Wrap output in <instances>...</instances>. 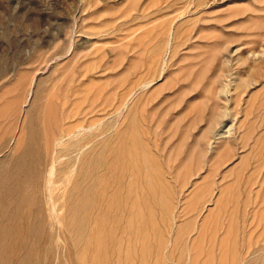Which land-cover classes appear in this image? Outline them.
Wrapping results in <instances>:
<instances>
[{
    "label": "rangeland",
    "instance_id": "374dc122",
    "mask_svg": "<svg viewBox=\"0 0 264 264\" xmlns=\"http://www.w3.org/2000/svg\"><path fill=\"white\" fill-rule=\"evenodd\" d=\"M0 73V264H264V0H0Z\"/></svg>",
    "mask_w": 264,
    "mask_h": 264
},
{
    "label": "bare ground",
    "instance_id": "6f19581e",
    "mask_svg": "<svg viewBox=\"0 0 264 264\" xmlns=\"http://www.w3.org/2000/svg\"><path fill=\"white\" fill-rule=\"evenodd\" d=\"M143 86V85H142ZM142 86H141V88H142ZM144 87H146V85H144ZM143 87V88H144ZM128 103V101L126 102V104ZM32 106V105H31ZM126 106V105H125ZM33 107V106H32ZM92 107L89 109V111L86 113V116H88V114H90V113H92ZM33 112V111H32ZM29 113V112H28ZM78 113H79V111H78ZM29 117V116H28ZM30 118V117H29ZM27 119V118H26ZM27 121V120H26ZM34 124V123H33ZM24 126V125H23ZM94 126V125H93ZM96 126H98V125H95V128L94 129H96V131L98 130L97 129V127ZM103 126V125H102ZM108 126V125H107ZM31 127H33V126H31ZM57 127V126H56ZM81 127V126H80ZM80 127H79V129H80ZM86 127V126H85ZM101 127V126H100ZM109 127H110V125H109ZM89 129H92L91 128V126L90 127H88ZM82 129V128H81ZM93 129V130H94ZM111 129H113V128H111ZM37 130V129H36ZM84 130H87V129H84ZM34 131V130H33ZM56 131V130H55ZM54 131V132H55ZM29 132V131H28ZM74 132V131H73ZM91 133H93L92 132V130L90 131ZM109 132V131H108ZM37 133V132H36ZM89 133V132H88ZM88 133L86 132L85 134H87L88 135ZM43 134H44V132H43ZM56 134V133H55ZM84 135L83 134V132H81V130H79L78 132H77V134L76 133H72V134H70L69 135V137L70 138H72V137H77L78 135L80 136V135ZM100 134V133H99ZM119 134V133H118ZM98 135V134H97ZM27 136H29V135H27ZM45 136V135H44ZM48 136V135H47ZM94 136V135H93ZM105 136V135H104ZM103 136V137H104ZM115 136V135H114ZM224 136V135H223ZM88 137V136H87ZM92 137V136H91ZM90 137V138H91ZM102 137V138H103ZM29 138V137H28ZM50 138V137H49ZM85 138V137H84ZM83 138V139H84ZM101 138V137H100ZM118 138H120V137H118ZM63 139V138H62ZM67 139H68V136H67ZM24 140V139H23ZM85 140V139H84ZM84 140H81V141H84ZM22 140H20V142H21ZM25 141V140H24ZM23 141V142H24ZM64 141H65V139H64ZM75 142H76V140H74ZM87 141V140H86ZM92 141V140H91ZM94 141H95V139H94ZM57 142V141H56ZM56 142H54V143H56ZM60 142V140L58 141V143ZM66 142V141H65ZM65 142H63V143H65ZM35 143V142H34ZM34 143H33V145L31 144H28L27 145V151L29 152V151H31L32 153H35V151L33 150V147H34ZM67 143V142H66ZM96 143V142H95ZM102 143V142H101ZM40 144V143H39ZM60 144V143H59ZM80 144V143H79ZM94 144V143H93ZM25 145V144H24ZM36 145V144H35ZM61 145V144H60ZM100 145V144H99ZM33 146V147H32ZM48 146V145H47ZM54 146V145H53ZM49 147V146H48ZM83 147H84V145H79L78 147L76 146V149H75V151H81L82 149H83ZM89 147V146H88ZM107 147V146H106ZM35 148V147H34ZM47 148V147H46ZM67 148V147H66ZM126 148V147H125ZM37 149H39V148H37ZM43 149H44V147H43ZM50 149V148H49ZM52 149H53V147H52ZM56 149V148H55ZM74 149V148H73ZM86 149V148H85ZM85 149H84V151H85ZM88 149V148H87ZM115 149V148H114ZM67 150V149H66ZM65 150V151H66ZM99 150V149H98ZM57 151V150H56ZM56 151H54V154L52 155V157H53V159H52V161H51V163L50 164H48V166L47 167H45V169H44V175L47 177V180H48V178L50 177V175H52L53 176V172H55L54 170H55V164H56V156H55V152ZM109 151V150H108ZM118 151V150H117ZM46 152L48 153L49 151L48 150H46ZM67 152V151H66ZM116 152V151H115ZM106 153V152H105ZM117 153V152H116ZM121 153V152H120ZM44 154H45V152H44ZM76 154H78V153H76ZM122 154V153H121ZM57 155V154H56ZM73 155V154H72ZM84 155V154H83ZM88 155H89V153H88ZM123 155V154H122ZM40 156H42L41 155V153H39L38 154V156L36 157L37 158V162H36V165H38L39 166V164H41V162L42 161H40L41 160V157ZM78 156V155H77ZM76 156V157H77ZM102 156V155H101ZM119 156V155H118ZM71 157H74V159H75V156L73 155V156H71ZM85 157V156H84ZM94 157V156H93ZM92 157V159H94ZM96 157V156H95ZM67 158V157H66ZM81 158H82V155H81ZM105 158V157H104ZM109 158V157H108ZM73 158H72V160H74ZM11 160V159H10ZM95 160V159H94ZM146 160H148L147 158H146ZM12 161V160H11ZM48 161V160H47ZM71 161V160H70ZM77 161V160H76ZM76 161H73V162H76ZM131 162V161H130ZM3 163V162H2ZM29 164H30V162H29ZM29 164L27 163V162H25V163H23V161H22V163L20 164V171H21V169H25L26 167H28L29 166ZM73 164H75L76 165V163H73ZM11 165V164H10ZM42 165V164H41ZM92 166V165H91ZM4 167V166H3ZM44 167V166H43ZM10 168V167H9ZM8 168V170H10ZM13 168V167H12ZM66 168V167H65ZM111 168H113V167H111ZM110 168V169H111ZM33 170V169H32ZM63 170V169H62ZM65 170V169H64ZM84 170V169H83ZM13 170H11V172H12ZM111 171V170H110ZM114 171V170H113ZM13 172H15V171H13ZM19 172V171H18ZM26 172V171H25ZM37 172V171H36ZM35 172V174L34 175H32V178L33 179H37L38 178V175H40V174H42V173H36ZM40 172V171H39ZM61 172V171H60ZM96 172H98V171H96ZM26 173H29V172H26ZM23 174V173H22ZM59 174V173H58ZM61 174V173H60ZM55 175V174H54ZM67 175V174H66ZM70 175H72V174H69V176ZM20 176H22V175H20ZM25 176V175H24ZM63 176H65V175H63ZM8 177V176H7ZM28 177V176H27ZM37 177V178H36ZM54 177V176H53ZM53 177H51V178H53ZM161 177V176H160ZM40 178V177H39ZM43 178V177H42ZM112 178V177H111ZM20 180H21V178H19ZM101 179V178H100ZM119 179V178H118ZM258 179V178H257ZM82 180V179H81ZM86 180V178L83 180V181H85ZM39 181V180H38ZM37 181V182H38ZM42 181V180H41ZM127 181V180H126ZM22 182V181H21ZM36 182V183H37ZM40 182V181H39ZM39 182L37 183L38 185H39ZM50 182H51V180H50ZM41 183V182H40ZM45 183V182H44ZM47 183H49V182H46V184ZM62 183H63V181H62ZM87 183V182H86ZM100 183V182H99ZM32 184V183H31ZM36 184V185H37ZM63 184H65V181H64V183ZM83 184H85L84 182H83ZM162 184H164V186L166 187V183H162ZM51 185V184H50ZM50 185H49V189H50ZM42 186V185H41ZM85 186V185H84ZM92 186V185H91ZM162 186V185H161ZM43 187V186H42ZM101 187V186H100ZM138 187H140V186H138ZM112 188H114V187H112ZM144 188V187H143ZM30 189H31V186H30ZM35 189V188H34ZM39 189H40V187H39ZM49 189H48V193L47 192H45L46 194H47V197H49L48 196V194L50 195V191H49ZM73 189V188H72ZM164 189V188H163ZM47 190V189H46ZM62 190V189H61ZM36 191H39V190H36ZM112 191H113V189H112ZM164 191V190H163ZM43 192V194H44V191H42ZM114 192V191H113ZM2 193V192H1ZM0 193V194H1ZM52 193V192H51ZM126 193V192H125ZM139 193V192H138ZM147 193V192H146ZM145 193V194H146ZM8 194V193H7ZM45 194V195H46ZM91 194H92V192H91ZM119 194H120V192H119ZM144 194V195H145ZM4 195H5V193H4ZM13 195V194H12ZM12 195H11V198H14V196L12 197ZM57 195V194H56ZM55 194H54V196H56ZM60 195H61V193H60ZM126 195H127V193H126ZM6 196V195H5ZM149 196V195H148ZM8 197H9V195H8ZM22 197H23V195H22ZM21 197V198H22ZM51 197V196H50ZM87 197V196H86ZM136 197V196H135ZM6 198H7V196H6ZM11 198H10V200H11ZM20 198V199H21ZM18 199V198H17ZM4 200V199H3ZM7 200V199H6ZM9 200V199H8ZM77 200V199H76ZM161 200V199H160ZM27 202H30L31 204H34V205H38L39 204V200L36 198V197H31L30 199H28L27 200ZM45 202V201H44ZM4 203V202H3ZM51 203V202H50ZM97 203V202H96ZM1 204V203H0ZM42 204V203H41ZM47 204V203H46ZM130 204V203H129ZM159 204V203H158ZM51 205H53L54 206V204L52 203ZM52 206V208L54 209V211L52 210L51 212H53V214L56 216V215H58V213H59V211L61 210V208H62V206H64V202H62L61 203V205L58 207V208H54ZM114 206V205H113ZM116 206V205H115ZM173 206V205H172ZM47 207V206H46ZM49 207V206H48ZM57 207V206H56ZM156 207V206H155ZM78 208V207H77ZM115 208H117V206L115 207ZM157 208V207H156ZM15 209V208H14ZM48 209V208H47ZM95 209V208H94ZM49 210V209H48ZM73 210V209H72ZM20 211V210H19ZM46 211V210H45ZM51 212H48L47 211V213H51ZM62 212V211H61ZM105 213H106V211H104ZM121 212V211H120ZM136 212V211H135ZM150 212H152V211H150ZM15 213V212H14ZM18 213V212H17ZM114 213H115V211H114ZM128 213V212H127ZM29 214V213H28ZM37 217H36V222L34 223H32V224H29V226H24V225H20L18 222L15 224V226L14 227H12V228H9V227H7V228H5L3 231H2V233H1V235H2V238H0V243H2V245L4 246L5 245V243H7L6 245H5V249H6V255H7V257L8 258H14V257H17L18 255H19V252L20 251H23V248H25V247H27L26 245L28 244L27 242H26V238L28 237V236H30L31 237V239H32V237H34V236H39V237H41L43 234H44V231L45 230H43V223H44V213L41 211V210H37ZM89 214V213H88ZM18 215H21V217H22V214H18ZM30 215V214H29ZM29 215H28V217H29ZM51 215V214H50ZM126 215H128V214H126ZM26 216V215H25ZM33 216V215H32ZM78 216V215H77ZM92 216V215H91ZM94 216V215H93ZM135 216V215H134ZM160 216V215H159ZM8 217V216H7ZM81 217V216H80ZM50 218H53L52 216L50 217ZM73 217H71L70 219H72ZM76 218V217H75ZM75 218L74 219H72L73 220V222H74V220H75ZM7 219V218H6ZM31 219H33V218H31ZM133 219V218H132ZM3 220V219H2ZM5 220V219H4ZM3 220V221H4ZM26 220H27V218H26ZM29 220V219H28ZM11 221H13V220H11ZM124 221H125V219H124ZM124 221L121 219V222H123V224H124ZM161 221V220H160ZM9 222V221H8ZM15 222V221H14ZM72 222V221H71ZM76 222V221H75ZM126 222V221H125ZM134 222H135V220H134ZM2 223V222H1ZM26 223V222H25ZM46 223V222H45ZM54 223V222H53ZM5 224H7V223H5ZM14 223H12V225H13ZM88 224V223H87ZM107 224V223H106ZM128 224V223H127ZM163 224V223H162ZM169 224V223H168ZM55 225V224H54ZM53 225V226H54ZM85 225V224H84ZM10 226V225H9ZM44 226H46V225H44ZM73 226V225H72ZM87 226H89V225H87ZM122 226V225H121ZM136 226V225H135ZM75 227V226H74ZM90 227V226H89ZM105 227V226H104ZM125 227V226H124ZM132 227V226H131ZM148 227H151V226H148ZM147 227V229H149ZM90 228H92V227H90ZM106 228H107V226H106ZM141 228V227H140ZM158 228V227H157ZM46 229V228H45ZM50 229H52V227L50 228ZM59 229V228H58ZM74 229V228H73ZM75 229H77V228H75ZM125 229H127V228H125ZM132 229H134L133 227H132ZM139 229V228H138ZM151 229V228H150ZM48 229H46V231H47ZM53 230V229H52ZM104 230V229H103ZM129 230V229H128ZM135 230V229H134ZM180 230V229H179ZM76 231V230H75ZM78 231V230H77ZM105 231V230H104ZM136 231V230H135ZM161 231V230H160ZM51 232V231H50ZM134 232V231H133ZM137 232V231H136ZM52 233V232H51ZM130 234V233H129ZM143 234V233H142ZM10 235V237H11V240L10 241H7L8 239L6 238L7 236H9ZM176 235V234H175ZM180 235V234H179ZM47 236H48V234H47ZM53 236V235H52ZM59 236V235H58ZM70 236V235H69ZM146 236V235H145ZM175 237V236H174ZM45 238V237H44ZM51 238V237H50ZM163 238V237H162ZM46 239H48V237L46 238ZM58 239V238H57ZM177 239V238H176ZM28 240V239H27ZM36 240H38V239H36ZM50 241V240H49ZM48 241V242H49ZM64 241V240H63ZM63 241H62V243H63ZM30 242V241H29ZM77 242V241H76ZM67 243V242H66ZM110 243V242H109ZM141 243V242H140ZM30 244V243H29ZM118 244V243H117ZM40 245V244H39ZM42 245V244H41ZM51 245V244H50ZM144 245V244H143ZM29 246V245H28ZM124 247H125V245H124ZM133 247V246H132ZM28 249V248H27ZM116 250V249H115ZM133 250H134V248H133ZM25 251V250H24ZM27 251V250H26ZM39 251V250H38ZM145 252V251H144ZM147 252V251H146ZM23 253V252H22ZM78 253H79V251H78ZM134 253V252H133ZM20 254H21V252H20ZM23 255V254H22ZM80 255V254H79ZM24 256V255H23ZM77 256H78V254H77ZM143 256H144V254H143ZM4 257H5V255H4ZM124 258V257H123ZM3 259V258H2ZM25 259H27V256H26V258ZM80 259V258H79ZM32 260V259H31ZM77 260V259H76ZM79 262H80V260H78ZM153 261V260H152ZM17 262V261H16ZM15 261L13 262L14 264L16 263ZM93 262V261H92ZM99 262V261H98ZM30 263H31V261H30ZM81 263V262H80ZM90 263V262H89ZM113 263V262H112ZM29 264V263H28ZM46 264H48V262H46ZM50 264V263H49ZM153 264V263H152Z\"/></svg>",
    "mask_w": 264,
    "mask_h": 264
},
{
    "label": "water",
    "instance_id": "95a60500",
    "mask_svg": "<svg viewBox=\"0 0 264 264\" xmlns=\"http://www.w3.org/2000/svg\"><path fill=\"white\" fill-rule=\"evenodd\" d=\"M0 75H1V73H0Z\"/></svg>",
    "mask_w": 264,
    "mask_h": 264
}]
</instances>
